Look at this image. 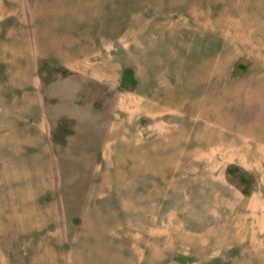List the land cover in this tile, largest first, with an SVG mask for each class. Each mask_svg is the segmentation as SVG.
Masks as SVG:
<instances>
[{"label": "rangeland", "instance_id": "rangeland-1", "mask_svg": "<svg viewBox=\"0 0 264 264\" xmlns=\"http://www.w3.org/2000/svg\"><path fill=\"white\" fill-rule=\"evenodd\" d=\"M117 9L113 87L43 60L38 118L20 88L0 264H264V0Z\"/></svg>", "mask_w": 264, "mask_h": 264}, {"label": "crops", "instance_id": "crops-1", "mask_svg": "<svg viewBox=\"0 0 264 264\" xmlns=\"http://www.w3.org/2000/svg\"><path fill=\"white\" fill-rule=\"evenodd\" d=\"M115 7L117 14L127 16L125 20L130 22V0H0V104L4 105L0 108L4 112L0 115V134H19L20 88L27 93L23 101L30 106L29 116L38 118L39 112L42 115L36 78L43 60L114 86ZM101 37L107 42L100 52ZM193 85L190 82L184 90L191 86L190 89L178 92L176 97L193 96ZM152 101L158 99L148 100ZM132 116L130 112V121ZM121 135L120 142L125 144L129 129L122 130Z\"/></svg>", "mask_w": 264, "mask_h": 264}, {"label": "trees", "instance_id": "trees-1", "mask_svg": "<svg viewBox=\"0 0 264 264\" xmlns=\"http://www.w3.org/2000/svg\"><path fill=\"white\" fill-rule=\"evenodd\" d=\"M122 82H126V81H131L132 84H134L133 82V78H132V74H131V71L130 70H125L124 71V74H123V78H122Z\"/></svg>", "mask_w": 264, "mask_h": 264}]
</instances>
